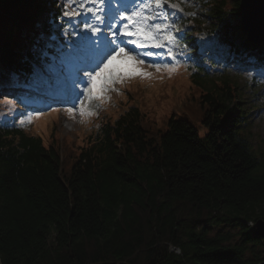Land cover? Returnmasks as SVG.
<instances>
[{"label":"trees","instance_id":"1","mask_svg":"<svg viewBox=\"0 0 264 264\" xmlns=\"http://www.w3.org/2000/svg\"><path fill=\"white\" fill-rule=\"evenodd\" d=\"M239 0H219L218 21ZM50 4V5H49ZM53 0H0V63L35 46ZM200 136L186 118L164 130L131 109L85 144L0 131V264H250L264 239V156L238 128L227 83L201 93ZM53 140V141H52ZM238 230L209 232L212 225Z\"/></svg>","mask_w":264,"mask_h":264},{"label":"snow or ice","instance_id":"2","mask_svg":"<svg viewBox=\"0 0 264 264\" xmlns=\"http://www.w3.org/2000/svg\"><path fill=\"white\" fill-rule=\"evenodd\" d=\"M181 3L183 0L173 3L169 0H133L130 5H125L122 0H64L61 5L63 17L73 21L87 14L95 21L89 22L86 18L83 22L82 32L91 33V36H81L82 41L92 44L103 31L98 25L106 29L104 41L95 44L92 50L94 63L79 83L73 81L72 84L79 93L76 99L81 117L93 115L92 102L102 104L108 98L107 93L117 91L115 85L134 77L151 78L153 73L142 67L145 64L157 73L176 71L172 61L176 60L173 48L177 39L172 32L173 25L168 22L171 17L166 9L183 12ZM67 31L65 29L66 34ZM71 35L78 33L73 30ZM61 56L67 66L77 58L72 50L62 52ZM165 59L169 62L165 63ZM75 108L73 104L65 111L71 115ZM41 115V112H29L20 123H31Z\"/></svg>","mask_w":264,"mask_h":264},{"label":"rangeland","instance_id":"3","mask_svg":"<svg viewBox=\"0 0 264 264\" xmlns=\"http://www.w3.org/2000/svg\"><path fill=\"white\" fill-rule=\"evenodd\" d=\"M162 79H158L156 76H152L151 78H146V81L150 82V92L155 91L157 94V98L151 99L145 107L148 108L146 115L144 117V123H150L155 129H163L165 127V120L174 115L175 117H185L191 121V123L198 129L201 135L204 133V126L200 120V115L196 111V108L193 103H196L194 99H188V92L185 91V85H181L174 81L173 73L161 72ZM244 81V80H243ZM260 88H256L255 90H259L261 94V99H257V105H254L255 109L252 111L251 122L253 124L248 125L249 132L251 133V138L254 139V143L256 149L258 151H264V79H259ZM192 84H195L192 81ZM254 90V91H255ZM245 94L248 95V99L250 101L252 96H256V94L250 93L249 89L244 90ZM124 90L119 88L117 91H110L107 93V99L102 103L101 115L106 113L114 114V109L111 107L120 108V101L123 100ZM261 104V105H260ZM0 114L2 117L6 118L9 114V109L7 105L0 104ZM94 117L96 115L95 109L92 107ZM42 116L39 117L40 122H42ZM88 116L81 117V124L83 125L86 120H88ZM20 119V118H19ZM38 119V120H39ZM251 125V126H250ZM34 124H30L29 127H34ZM59 130L63 134L74 135L75 130L78 129V119L75 118L73 121H66L63 115H60V121L58 124ZM31 130V128H29ZM253 217L254 219L257 218ZM224 225H212L209 227V232L214 233L216 231H220L223 233H230L232 235V242L239 241V235L237 234L238 230L236 228H232L231 226Z\"/></svg>","mask_w":264,"mask_h":264},{"label":"water","instance_id":"4","mask_svg":"<svg viewBox=\"0 0 264 264\" xmlns=\"http://www.w3.org/2000/svg\"><path fill=\"white\" fill-rule=\"evenodd\" d=\"M242 28L250 39L264 40V0H241ZM255 233L264 237V219L255 222Z\"/></svg>","mask_w":264,"mask_h":264}]
</instances>
